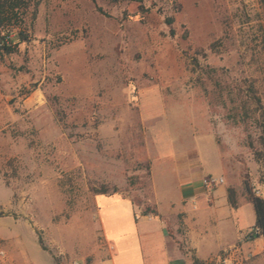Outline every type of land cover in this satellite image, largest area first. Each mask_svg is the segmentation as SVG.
Returning a JSON list of instances; mask_svg holds the SVG:
<instances>
[{
    "label": "rangeland",
    "instance_id": "374dc122",
    "mask_svg": "<svg viewBox=\"0 0 264 264\" xmlns=\"http://www.w3.org/2000/svg\"><path fill=\"white\" fill-rule=\"evenodd\" d=\"M30 32L0 56V264L39 237L99 264V195L150 204L169 152L264 186L261 0H40Z\"/></svg>",
    "mask_w": 264,
    "mask_h": 264
},
{
    "label": "crops",
    "instance_id": "0c3cea01",
    "mask_svg": "<svg viewBox=\"0 0 264 264\" xmlns=\"http://www.w3.org/2000/svg\"><path fill=\"white\" fill-rule=\"evenodd\" d=\"M169 153L162 158L161 167L170 178L158 177L154 164L151 166L153 196L147 205L158 216L145 215V207L123 195H99L96 204L106 252L98 263L193 264L195 256L204 264H212L223 251L235 246L236 264H264V240L247 238L255 227L256 214L243 181L235 184L227 179L209 202L203 179L214 175L208 169L212 166L202 159L201 151L195 147ZM229 188L237 194L235 208L229 202ZM16 244L13 249L24 260L20 264H55L50 252L40 244L41 250L35 252H30L21 242ZM40 252L48 258L34 257L33 254L41 255ZM9 255L15 264L16 258L11 252Z\"/></svg>",
    "mask_w": 264,
    "mask_h": 264
},
{
    "label": "trees",
    "instance_id": "16d2710c",
    "mask_svg": "<svg viewBox=\"0 0 264 264\" xmlns=\"http://www.w3.org/2000/svg\"><path fill=\"white\" fill-rule=\"evenodd\" d=\"M122 1L143 4L145 0ZM261 2L264 6V0H261ZM39 6L40 0H0V56L13 55L18 52L20 46L32 41L30 24L37 17ZM141 10L146 11L143 6H141ZM168 23L172 25L173 19L169 18ZM254 98L258 104L261 103L256 95H254ZM244 187L247 197L255 209L256 223L254 228L259 229L258 234L247 238L255 240L264 237V199L255 195L253 188L247 181L244 182ZM228 196L231 206L235 208L237 206L236 191L229 188ZM144 214L158 216V213L150 205H145ZM39 244L43 250L50 252L40 237ZM50 254L54 258L55 264H61L60 259L56 258L53 253L50 252ZM193 261V264H204L195 256H193Z\"/></svg>",
    "mask_w": 264,
    "mask_h": 264
},
{
    "label": "built area",
    "instance_id": "2783aa9c",
    "mask_svg": "<svg viewBox=\"0 0 264 264\" xmlns=\"http://www.w3.org/2000/svg\"><path fill=\"white\" fill-rule=\"evenodd\" d=\"M225 183L224 178L216 176H207L203 179V187L205 193L208 197V201L212 202L214 200V193L220 185ZM253 188V187H252ZM253 192L256 196L264 199V186L259 188H253ZM259 233V229L253 228L247 234V237H251ZM238 251L237 247L233 246L222 252L221 256L212 264H236L235 254ZM73 264H81L79 262H74Z\"/></svg>",
    "mask_w": 264,
    "mask_h": 264
}]
</instances>
